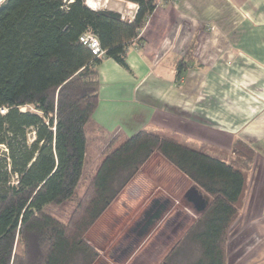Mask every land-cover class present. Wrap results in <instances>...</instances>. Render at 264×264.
Wrapping results in <instances>:
<instances>
[{"label": "trees", "instance_id": "1", "mask_svg": "<svg viewBox=\"0 0 264 264\" xmlns=\"http://www.w3.org/2000/svg\"><path fill=\"white\" fill-rule=\"evenodd\" d=\"M123 1L136 5L132 19L92 9L86 0L0 4V264H95L100 253L88 232L154 154L208 201L160 264H227L228 231L243 208L255 154L242 142L228 159L148 131L112 148L117 137L98 131L103 159L78 194L98 104V67L111 59L129 70L128 50L144 45L141 31L158 5ZM86 34L97 39L100 56L80 42ZM193 48L177 62L176 80ZM65 204L73 205L65 223L45 212Z\"/></svg>", "mask_w": 264, "mask_h": 264}, {"label": "crops", "instance_id": "2", "mask_svg": "<svg viewBox=\"0 0 264 264\" xmlns=\"http://www.w3.org/2000/svg\"><path fill=\"white\" fill-rule=\"evenodd\" d=\"M86 3L127 19L136 10L123 0ZM140 37L144 45L128 50L129 70L111 59L98 67V104L89 137L98 131L115 136L114 148L140 131L170 134L194 150L228 159L236 142L248 145L255 154L243 212L246 223L263 225L264 0H158ZM190 46L188 69L176 80V64L187 57ZM155 181L172 184L171 190L180 193L188 184L185 198L195 201L199 214L208 205L200 190L154 154L101 218L116 207L129 215L145 190L159 187ZM126 194L133 199L126 202ZM148 202L138 221L140 235L160 221L170 203Z\"/></svg>", "mask_w": 264, "mask_h": 264}, {"label": "rangeland", "instance_id": "3", "mask_svg": "<svg viewBox=\"0 0 264 264\" xmlns=\"http://www.w3.org/2000/svg\"><path fill=\"white\" fill-rule=\"evenodd\" d=\"M26 110L31 108H24L22 111ZM97 135L89 141V159L84 171V182L78 190L79 195L101 160L99 158H102L100 151L105 145L101 143L102 138ZM155 182L159 185L157 189ZM155 182L154 187L151 186L148 192L145 190L137 204L132 205L129 215L124 216L120 209L113 208L110 211L112 214L110 212L106 214L88 232L87 241L100 253V258L95 264H160L199 217L195 201L185 198L190 189L188 184L186 192L180 193L171 190L172 184ZM153 198L169 199L168 209L160 221L150 227L147 233L140 235L139 230L142 226L138 221L142 218L146 204ZM124 199L127 202L133 198L126 194ZM72 210L71 204L45 208V212L64 223L67 222ZM245 215L242 208L239 217L228 231L227 264H264V224L246 223ZM258 215L256 214L255 218L258 219Z\"/></svg>", "mask_w": 264, "mask_h": 264}, {"label": "built area", "instance_id": "4", "mask_svg": "<svg viewBox=\"0 0 264 264\" xmlns=\"http://www.w3.org/2000/svg\"><path fill=\"white\" fill-rule=\"evenodd\" d=\"M80 42L83 45L87 46L91 50L93 55L100 56L102 54L97 39L92 35H83L82 37H80Z\"/></svg>", "mask_w": 264, "mask_h": 264}, {"label": "water", "instance_id": "5", "mask_svg": "<svg viewBox=\"0 0 264 264\" xmlns=\"http://www.w3.org/2000/svg\"><path fill=\"white\" fill-rule=\"evenodd\" d=\"M4 0H2L1 2H0V4L3 2Z\"/></svg>", "mask_w": 264, "mask_h": 264}, {"label": "bare ground", "instance_id": "6", "mask_svg": "<svg viewBox=\"0 0 264 264\" xmlns=\"http://www.w3.org/2000/svg\"><path fill=\"white\" fill-rule=\"evenodd\" d=\"M2 0H0V2H1Z\"/></svg>", "mask_w": 264, "mask_h": 264}]
</instances>
